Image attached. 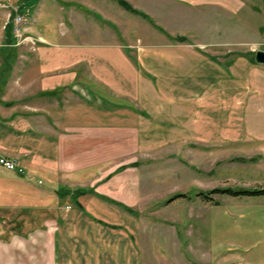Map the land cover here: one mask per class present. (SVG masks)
I'll list each match as a JSON object with an SVG mask.
<instances>
[{
  "label": "crops",
  "instance_id": "obj_1",
  "mask_svg": "<svg viewBox=\"0 0 264 264\" xmlns=\"http://www.w3.org/2000/svg\"><path fill=\"white\" fill-rule=\"evenodd\" d=\"M6 1L10 7L21 1L20 7L31 11L30 34L42 40L36 46L17 45L11 22L7 28L10 9L0 3V156L31 159L25 174L0 164V264H16L18 251L25 256L24 264H146L137 243L142 239L137 220L85 193L77 201L86 210L64 204V186L48 181L42 172L63 169L72 150L69 168L75 170L81 154L106 151L107 139L138 131L150 62L154 68L163 66L160 60L169 63L174 55L163 57L155 44H137L132 50L131 42L136 39L134 29L144 25L140 21H158L160 15L163 21H207L198 13L217 10L218 45L233 47L217 58L207 57L217 63L219 89L233 91L229 107L225 94L220 109L228 108L233 122L244 130L249 121L252 139H264V63L257 61V52L264 51V26L256 23L248 30L249 39L242 36L241 26L242 21H264V0H126L139 13L115 0ZM231 24L235 29L227 35ZM144 40L139 34V41ZM231 55L234 60L227 61ZM193 56L186 52L187 73L193 74ZM227 64L249 80L227 83ZM190 79L187 85L193 88ZM39 234L42 251L35 258L38 245L30 238ZM262 244H251L246 264H264ZM154 260L180 264L163 255Z\"/></svg>",
  "mask_w": 264,
  "mask_h": 264
},
{
  "label": "rangeland",
  "instance_id": "obj_2",
  "mask_svg": "<svg viewBox=\"0 0 264 264\" xmlns=\"http://www.w3.org/2000/svg\"><path fill=\"white\" fill-rule=\"evenodd\" d=\"M1 2L10 9L8 18H23L21 36L14 32V18L8 21L17 45L36 46L42 38L30 34L31 11L21 8V1L11 7L9 2ZM175 6L178 12H184L185 8ZM198 14L207 21H163L160 15L158 21H140L144 25L134 29L137 34L135 42H131L132 50L137 49V44H155L163 57L169 52L174 55L169 63L159 59L163 66L154 68V61L150 62L152 73L145 74L150 86L147 84L145 102L140 105L138 131L107 139L106 151L99 148L81 154V163L75 170L69 168L72 150L66 154L63 169L42 172L48 181L64 186V204L82 207L77 198L85 193L137 220L142 239L137 238L136 242L145 252L146 264H155V256L160 255L173 257L180 264H246L251 244L259 240L264 246V139H252L248 135L253 133L249 121L244 130L239 122H233L228 108L220 109L225 94L229 107L228 94L233 91L227 87L225 92L219 89L217 63L207 57L217 58L233 47L218 45L217 10ZM256 23L264 26V21H242V36L249 39L252 34L248 30ZM234 29L231 24L226 34H232ZM139 34L145 35L144 41H139ZM184 36L188 40H178ZM187 51L194 52L193 74L187 73ZM226 60L233 61V55ZM232 69L226 65L227 83L249 80L248 75ZM189 77L193 78V88L187 85ZM158 84L160 89H154ZM29 159L24 161L20 156V164L29 166ZM215 189L219 191L211 192ZM200 191L212 200L196 195ZM178 194L185 196L177 197ZM82 208L86 210L85 206ZM87 215L93 218L90 213ZM37 236L38 239L30 238L38 245L35 258L42 251V235ZM17 254L16 264H24L25 256L19 251Z\"/></svg>",
  "mask_w": 264,
  "mask_h": 264
},
{
  "label": "built area",
  "instance_id": "obj_3",
  "mask_svg": "<svg viewBox=\"0 0 264 264\" xmlns=\"http://www.w3.org/2000/svg\"><path fill=\"white\" fill-rule=\"evenodd\" d=\"M14 21H15L13 24L14 32L17 34V36H21L22 35V23H23L22 16H18L17 18H14ZM26 38L31 39V37H28V36ZM0 164L6 167L7 169L18 172L19 174L26 173L25 167L20 165L19 160L17 158H9L7 156H0Z\"/></svg>",
  "mask_w": 264,
  "mask_h": 264
},
{
  "label": "trees",
  "instance_id": "obj_4",
  "mask_svg": "<svg viewBox=\"0 0 264 264\" xmlns=\"http://www.w3.org/2000/svg\"><path fill=\"white\" fill-rule=\"evenodd\" d=\"M119 1V3L124 7V8H126V9H128V10H130V11H132V12H138L139 13V11L137 10V9H135L130 3H128L126 0H118ZM144 14V13H143ZM145 15V14H144ZM14 15H12L11 16V18H14L13 17ZM7 28H10V22H8V25H7ZM178 40H185V37H179L178 38ZM214 191H219V189H215V190H213V191H211V192H214ZM82 192V191H81ZM257 192H259V191H257ZM264 192V191H263ZM196 195H198V196H202L203 198H205V199H209V200H212L211 199V197L207 194V193H205V192H197L196 193ZM177 197H180V196H185L184 194H178V195H176ZM175 198V197H174Z\"/></svg>",
  "mask_w": 264,
  "mask_h": 264
},
{
  "label": "water",
  "instance_id": "obj_5",
  "mask_svg": "<svg viewBox=\"0 0 264 264\" xmlns=\"http://www.w3.org/2000/svg\"><path fill=\"white\" fill-rule=\"evenodd\" d=\"M257 61L264 63V51L257 52Z\"/></svg>",
  "mask_w": 264,
  "mask_h": 264
}]
</instances>
